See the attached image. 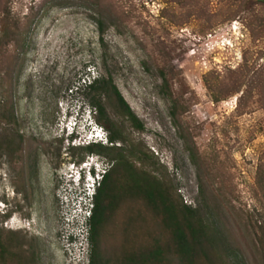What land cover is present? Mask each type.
I'll use <instances>...</instances> for the list:
<instances>
[{
    "label": "rangeland",
    "instance_id": "rangeland-1",
    "mask_svg": "<svg viewBox=\"0 0 264 264\" xmlns=\"http://www.w3.org/2000/svg\"><path fill=\"white\" fill-rule=\"evenodd\" d=\"M1 1L10 8L8 24L23 29L18 46L8 42L0 15V242L7 253L33 264H88L90 194L85 178L77 183L71 176L92 154L83 148L84 134L77 136L81 146L57 134L70 103L77 121L109 134L83 80L110 73L143 125L135 129L104 102L106 117L124 132L121 146L147 156L136 167L168 180L179 201L193 207L202 198L199 178L215 183L220 171L227 175L230 212L218 207L251 264L252 226L264 223L255 194L264 163V6L253 0L248 8V0H194L195 8L171 0H106L111 14L101 35L90 1ZM119 13L126 18L120 21ZM160 68L178 101L175 115L161 90ZM208 84H218L227 97L215 102ZM233 86L240 90L231 92ZM94 155L111 165L107 156ZM120 239L117 228L104 249L112 253Z\"/></svg>",
    "mask_w": 264,
    "mask_h": 264
},
{
    "label": "trees",
    "instance_id": "trees-1",
    "mask_svg": "<svg viewBox=\"0 0 264 264\" xmlns=\"http://www.w3.org/2000/svg\"><path fill=\"white\" fill-rule=\"evenodd\" d=\"M87 1L97 7L102 35L103 20L111 14V10L103 6L106 0ZM171 1L190 8L197 5L194 0ZM253 1L264 6V0ZM1 2L2 32L8 42L18 46L23 29L16 21L8 24L10 8L7 1ZM251 3L248 0L243 8H248ZM116 17L120 21L126 18L124 13ZM210 19L205 21L206 27L210 26ZM2 52L0 47V56ZM160 75L161 90L166 97H170L171 114L175 115L178 101L174 98L170 79L163 68H160ZM85 86L90 93L91 106L103 117L105 128L109 129L107 124L111 128L107 134L109 144L91 143L83 147L89 154L107 156L111 163L95 189L92 207L85 218L86 239L90 247L88 264H250V257L235 235L232 223L218 207L222 205L230 212L228 206H231L233 189L228 176L220 171L215 183L199 178V194L202 198L197 206L179 201L175 188L168 180L157 178L146 171L144 166L136 167V162H142L144 156L147 157L143 151L134 152L119 143L126 140L124 132L106 117L105 101L135 129L142 130L143 125L114 84L110 73L94 78ZM207 89L215 102L220 100L219 97H227L218 84H208ZM239 90L238 86H233L231 92L237 93ZM8 119L13 120V117ZM6 145L5 150L12 152L13 146ZM192 159L195 160L194 157ZM201 161L209 171L206 166L208 164ZM214 184H217L215 193L209 191ZM255 190L264 206V163L258 166ZM117 228L121 233L120 242L112 253H108L104 249V242ZM252 230V263L254 260L255 264H264V223L255 222ZM12 255L7 253L0 242V264L34 263L33 259H26L21 254Z\"/></svg>",
    "mask_w": 264,
    "mask_h": 264
},
{
    "label": "clouds",
    "instance_id": "clouds-1",
    "mask_svg": "<svg viewBox=\"0 0 264 264\" xmlns=\"http://www.w3.org/2000/svg\"><path fill=\"white\" fill-rule=\"evenodd\" d=\"M83 84L86 85V81L83 80ZM71 104L67 106V110H65L64 113V119L67 121L66 123H62L59 132L61 134H57L59 137H62L64 134L70 140L72 141V145L74 146H81L80 143H77V136L80 135L82 136L84 134V139L86 140L87 134L91 133L94 135V138H92L89 143L87 144H82V145H88L91 143H103V137H107L106 133L103 131L102 128H100L98 125H91V123H87L86 125L84 124V121L81 122L82 120L79 119L77 121L76 117H79V114L74 113L73 110L71 112ZM67 111V112H66ZM68 112H71L70 115H68ZM85 111H81L82 119ZM80 126L83 128L81 129ZM79 130V131H78ZM81 130V131H80ZM66 132V133H65ZM82 139V138H81ZM96 158V160L94 159ZM107 169V164H105L104 161L101 159H98L96 155L92 154L87 158V161L83 162L77 169V176L75 177V174L72 175L71 177L74 179L75 182L79 183L81 178H85L86 184L89 182L99 183L104 171ZM72 173V171H71ZM83 175V176H82ZM74 176V177H73Z\"/></svg>",
    "mask_w": 264,
    "mask_h": 264
},
{
    "label": "built area",
    "instance_id": "built-area-1",
    "mask_svg": "<svg viewBox=\"0 0 264 264\" xmlns=\"http://www.w3.org/2000/svg\"><path fill=\"white\" fill-rule=\"evenodd\" d=\"M94 138V135L91 134V133H88L87 134V137H86V140L84 142H82L83 144H87L89 143V141ZM83 141V140H82ZM78 142V141H77ZM103 143H106V144H109L108 142V138L107 137H103ZM99 185V183H93V182H89L88 184H86L87 186V192H88V195L90 194V203H89V208L87 209V216L90 212V209L92 207V196L93 194L95 193V189L96 187Z\"/></svg>",
    "mask_w": 264,
    "mask_h": 264
}]
</instances>
